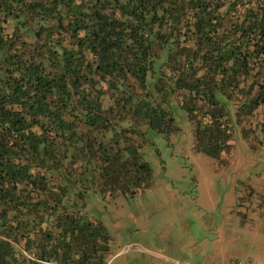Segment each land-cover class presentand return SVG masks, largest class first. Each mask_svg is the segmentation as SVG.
Listing matches in <instances>:
<instances>
[{
	"label": "trees",
	"instance_id": "16d2710c",
	"mask_svg": "<svg viewBox=\"0 0 264 264\" xmlns=\"http://www.w3.org/2000/svg\"><path fill=\"white\" fill-rule=\"evenodd\" d=\"M230 102L264 108V0H0V264H106L108 231L84 210L96 178L136 195L153 173L141 144L96 135L168 138L179 109L218 159Z\"/></svg>",
	"mask_w": 264,
	"mask_h": 264
},
{
	"label": "rangeland",
	"instance_id": "374dc122",
	"mask_svg": "<svg viewBox=\"0 0 264 264\" xmlns=\"http://www.w3.org/2000/svg\"><path fill=\"white\" fill-rule=\"evenodd\" d=\"M115 95L109 91L103 104ZM238 104H228L231 148L218 159L194 149L191 124L179 109L172 111L179 129L168 138L147 129L143 141L131 125L114 136L96 135V144L114 142L113 150L117 137L120 144H141L153 173L151 186L136 195L102 191L96 178L84 210L108 231L106 264H231L234 258L264 264V108L238 117Z\"/></svg>",
	"mask_w": 264,
	"mask_h": 264
},
{
	"label": "built area",
	"instance_id": "2783aa9c",
	"mask_svg": "<svg viewBox=\"0 0 264 264\" xmlns=\"http://www.w3.org/2000/svg\"><path fill=\"white\" fill-rule=\"evenodd\" d=\"M178 264H184V263H181V262H178ZM231 264H244L242 260L240 259H237V258H234L231 262Z\"/></svg>",
	"mask_w": 264,
	"mask_h": 264
},
{
	"label": "crops",
	"instance_id": "0c3cea01",
	"mask_svg": "<svg viewBox=\"0 0 264 264\" xmlns=\"http://www.w3.org/2000/svg\"><path fill=\"white\" fill-rule=\"evenodd\" d=\"M100 220H101V219H100ZM102 223H103V222H102ZM208 263H209V262H207V261H204V262H203V264H208ZM190 264H191V263H190Z\"/></svg>",
	"mask_w": 264,
	"mask_h": 264
}]
</instances>
